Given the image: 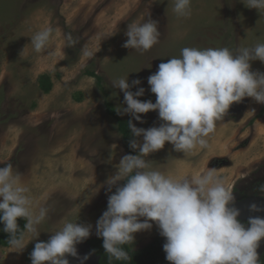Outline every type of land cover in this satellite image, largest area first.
<instances>
[{
	"label": "rangeland",
	"instance_id": "rangeland-1",
	"mask_svg": "<svg viewBox=\"0 0 264 264\" xmlns=\"http://www.w3.org/2000/svg\"><path fill=\"white\" fill-rule=\"evenodd\" d=\"M149 18L158 22V42L143 52L124 48L127 25ZM49 27L54 30L49 44L36 53L30 37ZM252 30L264 35V11L241 0H191L189 17H178L172 0H0V167L10 162L34 208L48 209L37 238L25 230L22 251L0 243V264H31L35 244L47 242L65 222L91 225L87 239L98 237L96 223L110 194L105 182L129 154L107 106L112 103L117 113L126 107L113 80L139 79L131 91L142 87L145 94L138 99L155 102L147 78L160 63L179 57L185 47H252L258 39L243 41V33ZM250 63L252 71L264 72V62ZM43 74L53 81L48 93L39 84ZM263 106L245 97L217 122L207 148L185 156L166 143L145 159L174 178L214 168L233 186L234 202L264 196V112L257 116ZM141 117L143 123L131 117L136 127L162 123L156 111ZM152 225L134 234L131 249L144 248L160 235Z\"/></svg>",
	"mask_w": 264,
	"mask_h": 264
},
{
	"label": "clouds",
	"instance_id": "clouds-1",
	"mask_svg": "<svg viewBox=\"0 0 264 264\" xmlns=\"http://www.w3.org/2000/svg\"><path fill=\"white\" fill-rule=\"evenodd\" d=\"M241 2L260 13L264 11V0ZM172 3L178 17L191 15V0ZM157 25L151 18L128 24L127 40L122 46L141 52L150 50L160 35ZM53 31L45 28L30 37L36 53L48 46ZM66 40L71 43L72 37L69 35ZM256 60L264 62V43L234 51L228 47H185L179 57L160 63L147 78L155 102L138 99L145 94L142 87L131 91L141 84L139 79L131 84L123 77L112 81V87L124 94L126 107L118 114H128L143 123L141 114L156 111L162 123L144 129L128 121L134 137L129 140V147L137 154L122 156L116 173L105 182L110 193L107 210L96 223V235L103 239V248L110 258L128 260V253L121 246L134 242L135 233L150 230L155 222L160 235L166 238L163 249L170 264H259L257 249L264 239V218L250 217L249 227L240 222L239 209L231 206L234 188L217 175L216 169L174 178L153 169L151 161L145 159L166 143L185 156L197 148H207L217 122L234 103L251 97L264 104V72L251 70L250 62ZM121 181L125 183L121 185ZM28 193L21 174L14 173L10 162L0 167V222L10 235L9 246L18 252L27 245L24 235H17L18 220H26L25 230L37 238L38 226L48 214L46 207L34 208ZM250 210L264 208L254 203ZM91 230V225L65 222L47 242L35 244L31 264H69L66 256H78L76 245L89 238ZM87 259L88 256L83 257L81 264Z\"/></svg>",
	"mask_w": 264,
	"mask_h": 264
},
{
	"label": "trees",
	"instance_id": "trees-1",
	"mask_svg": "<svg viewBox=\"0 0 264 264\" xmlns=\"http://www.w3.org/2000/svg\"><path fill=\"white\" fill-rule=\"evenodd\" d=\"M87 74L94 76L98 79L100 82V76L97 75L93 71H86ZM39 84L41 89L45 92L48 93L52 90L53 88V81L52 78L50 77L49 74H43L39 78ZM109 112L114 115L118 121L119 124V130L122 134V139L125 148L128 150L129 154L135 155L137 154L134 150H132L129 147V140L133 139L134 137L131 134V131L128 126V121L132 120L131 117L128 118H123L121 117L117 111L114 108V105L112 103H107ZM264 112V106L262 107L261 111L257 116H260ZM125 183L124 181L121 183V185ZM240 220V219H239ZM242 224L246 226L247 222L241 221ZM25 224L26 220L20 219L18 220V233L17 235L24 234L25 232ZM4 224L3 222H0V243L3 245H9L8 240L10 238V235L5 232L4 230ZM85 242L89 245L90 250L93 252H96L97 254H101L103 256L104 260L108 261H116L118 264H127V263H132V264H168L170 263L166 259V253L163 249V245L166 243V238L162 237L159 235L156 237L150 244H148L146 247L141 248L137 251L131 250L129 247V244L122 245L121 247L123 248L124 251H126L129 255L128 260H116L115 258H110L109 255L105 252L103 248V239L101 237H96V238H91L85 240ZM116 263V264H117ZM259 264H264V254L260 259Z\"/></svg>",
	"mask_w": 264,
	"mask_h": 264
},
{
	"label": "water",
	"instance_id": "water-1",
	"mask_svg": "<svg viewBox=\"0 0 264 264\" xmlns=\"http://www.w3.org/2000/svg\"><path fill=\"white\" fill-rule=\"evenodd\" d=\"M257 204L261 208H264V196L262 195H249L245 198L238 200L231 205L232 207H236L240 211V216L238 219L241 221L247 222L250 217H260L264 218V211H256L253 212L250 210V205ZM78 256L73 257L71 255H67L66 258L69 260V264H81L82 256L80 253H90L93 255L94 253L89 250V245L84 241V243H78L76 245ZM258 256H259V262L261 257L264 254V239L260 241V246L257 249ZM93 253V254H92Z\"/></svg>",
	"mask_w": 264,
	"mask_h": 264
},
{
	"label": "flooded vegetation",
	"instance_id": "flooded-vegetation-1",
	"mask_svg": "<svg viewBox=\"0 0 264 264\" xmlns=\"http://www.w3.org/2000/svg\"><path fill=\"white\" fill-rule=\"evenodd\" d=\"M139 249H141V248H139ZM139 249H131V250L137 251ZM89 250H90V247H89ZM93 253H92L93 255H91L90 253H80V255L82 257L88 256V259L86 261H83V264H116L117 263L116 261L104 260L103 256L101 254H97L96 252H93ZM127 264H132V263H127ZM168 264H170V263H168Z\"/></svg>",
	"mask_w": 264,
	"mask_h": 264
},
{
	"label": "crops",
	"instance_id": "crops-1",
	"mask_svg": "<svg viewBox=\"0 0 264 264\" xmlns=\"http://www.w3.org/2000/svg\"><path fill=\"white\" fill-rule=\"evenodd\" d=\"M222 4H223V2H222ZM239 4H241V3H239ZM224 5V4H223ZM242 5V4H241ZM240 8L239 9H236L235 11H236V13H240ZM243 11H245V7L243 8ZM245 16H237L236 18L237 19H241V18H244ZM244 19H246V18H244ZM258 19V18H257ZM258 22V21H257ZM256 25L258 26V23H256ZM264 36V35H263ZM263 36L260 34V32H258V30H257V32H255V30H252L251 31V33L250 32H247V33H243V41H244V44H247L246 42H251L252 41V39H258L257 41H259L258 43H260L261 42V40L263 39ZM247 47H249V46H247ZM196 48H199V49H204L203 47H196Z\"/></svg>",
	"mask_w": 264,
	"mask_h": 264
}]
</instances>
